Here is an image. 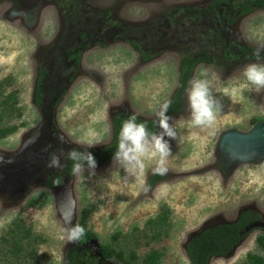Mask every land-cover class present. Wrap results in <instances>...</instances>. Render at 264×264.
I'll use <instances>...</instances> for the list:
<instances>
[{
    "label": "rangeland",
    "instance_id": "obj_1",
    "mask_svg": "<svg viewBox=\"0 0 264 264\" xmlns=\"http://www.w3.org/2000/svg\"><path fill=\"white\" fill-rule=\"evenodd\" d=\"M53 1L0 0L2 96L15 92L20 115L2 121L18 129L0 139V238L14 224L23 225L41 239L31 262L72 264L68 254L75 244L63 239L64 221L78 223L87 208L88 229L97 235L94 248L112 245L128 257L136 248L135 229L142 230L148 219L169 210L168 234L161 241L141 244L137 261L156 250L162 253L160 264H190L186 244L193 235L233 223L245 210L259 213L264 223V158H231L221 149L228 133L252 135L250 140L264 137V90L241 87L246 83L244 67L264 61H237L243 46L264 55V7L240 17L232 8L247 0H229V7L204 13L196 9L210 0H70L71 12L60 26L65 34H57L53 20L46 23L51 34L34 32L43 7H48L45 13H58ZM69 50H81L77 65L67 60ZM203 54L210 55L212 63H196L190 80L200 66L207 68L223 110L213 128L193 127L186 102L188 83L184 106L171 116L177 138L170 141L173 154L164 180L148 185L154 161L146 162L144 176L134 178L109 161L97 166L95 176L71 175L56 189L42 184L60 170L45 167L50 153L90 150L89 141H100L91 149L111 145L116 113L153 120L180 82L181 60ZM42 67L48 68V75L37 105L35 77ZM62 90V100L51 108ZM257 125L263 130L254 136ZM65 160L62 156L63 165ZM32 201L34 206L29 205ZM261 235L260 229L254 230L231 255L212 258L209 264H247L248 254L264 259L257 245ZM2 260L0 264L13 262ZM104 264L122 263L113 258Z\"/></svg>",
    "mask_w": 264,
    "mask_h": 264
},
{
    "label": "trees",
    "instance_id": "obj_2",
    "mask_svg": "<svg viewBox=\"0 0 264 264\" xmlns=\"http://www.w3.org/2000/svg\"><path fill=\"white\" fill-rule=\"evenodd\" d=\"M222 4H228V0H211L203 8H199L197 12H203L208 10H215L223 8ZM253 7H264V0H247L242 3L238 8L233 10H239L240 14L249 13ZM230 24L231 21H228ZM264 60V55L256 57L254 55V49L250 47H240L239 60ZM143 59L146 60L147 56L144 55ZM198 62L212 63L210 55L203 54L197 59L185 58L181 61L180 66V82L177 91L175 92L171 107L168 110V115H176L185 104L184 101V90L187 87L191 72L194 66ZM5 84L0 82V139L6 137L9 134L14 133L18 126H4L2 121L4 117H20L17 109L15 108V92L10 93L7 96H2V87ZM2 97V98H1ZM17 114V115H16ZM132 115H117L112 121V130L114 135V141L111 145L99 148L90 149L95 156L97 165H104L109 161H112L113 153L117 150L119 141V132L121 124L124 120L128 119ZM138 123H145L150 133L158 132L159 129L156 123V117L151 121H144L137 118ZM72 161L66 160L65 166L62 168L60 173H56L49 176L43 184L49 188L56 189L64 182L62 178L69 179L71 177ZM165 179L164 176L152 174L149 178L148 185L160 182ZM60 180L61 183L57 186L54 181ZM30 206H34L35 203L32 201ZM91 215V211L84 208L81 211V215L78 221L82 227L85 228V235L83 239L75 244L68 254V259L72 264H95L97 259L91 256L92 249L96 242L97 235L88 229V219ZM169 210L163 211L161 214L154 218H150L146 221L145 226L139 231L138 236L135 238L136 248L129 251L128 257L123 249H115L112 245H101L99 247L100 252L103 255L104 260L116 259L122 264H160L162 253L156 250H151L146 253L141 261H137L136 249L141 244L148 245L151 242L161 241L162 238L168 234L170 224L168 223ZM262 217L259 213L254 210L242 211L237 220L230 224H217L213 227L203 230L202 232L193 235L186 244V253L190 264H209L212 257H227L234 249L254 230L260 229L263 235L257 238V245L260 249L264 250V226H261ZM116 239V237H114ZM41 242L39 237L33 236L30 228H26L20 224H14L7 233L0 238V246L2 261L7 262L13 260L8 264H34L31 262L32 256L36 254L35 247L36 243ZM24 243V244H23ZM2 255V256H1ZM247 264H264V259L256 254L247 255Z\"/></svg>",
    "mask_w": 264,
    "mask_h": 264
},
{
    "label": "clouds",
    "instance_id": "obj_3",
    "mask_svg": "<svg viewBox=\"0 0 264 264\" xmlns=\"http://www.w3.org/2000/svg\"><path fill=\"white\" fill-rule=\"evenodd\" d=\"M259 53L260 49H257L255 55L259 57ZM208 71L207 68L200 66L198 74L193 76L186 89L188 115L191 125L197 128H213L219 113L223 110L222 102L213 94L211 82L207 79ZM243 77L246 83L241 86L242 89L256 92L264 90V63H249L243 69ZM170 107L171 100H165L156 110V123L159 131L155 133H150L145 123H138L135 115L122 122L112 163L123 169L127 177L144 176L148 163L153 161L155 163L151 171L154 175L164 176L168 173L167 161L173 154L170 141L177 138L176 127L170 122L172 117L168 115ZM58 139L61 143L65 142L63 137H58ZM99 143V140L89 141L86 147L91 149ZM62 156L73 162L71 172L74 177H84L85 173L88 176L96 175L98 165L90 150L72 149L67 153L59 154L52 152L49 154L45 167L62 169L64 167ZM54 183L58 186L61 181L56 180ZM85 231L84 227L78 223L73 224L69 218L64 221L63 239L66 244H77L83 239Z\"/></svg>",
    "mask_w": 264,
    "mask_h": 264
},
{
    "label": "flooded vegetation",
    "instance_id": "obj_4",
    "mask_svg": "<svg viewBox=\"0 0 264 264\" xmlns=\"http://www.w3.org/2000/svg\"><path fill=\"white\" fill-rule=\"evenodd\" d=\"M69 1L70 0H55V1H53L54 2V4H55V11L56 12H58V13H55V12H52L51 13V10H50V12L49 13H45V11L46 10H48V7H43L42 9H41V11L40 12H38V17H37V22H36V27L34 28V32H36V31H38V30H40V33L41 34H47V33H49V34H51V32H52V29L50 30V26L49 25H47V27H46V23H48V22H50V21H52L53 20V23H56V28L57 29H55V31L57 32V34H65L66 32H65V30H63V29H61V27H62V25H63V21H65L66 19L64 18V16H65V14H68V13H70L71 12V9L69 8L70 7V5H68V3H69ZM211 1V0H210ZM209 1V2H210ZM208 2V3H209ZM207 3V4H208ZM206 4V5H207ZM205 5V6H206ZM241 5V4H240ZM239 5V6H240ZM222 6H223V8H221V9H215V10H222V9H225V7H229L230 6V1L228 0V4L226 5V4H222ZM254 8H259V7H253V9ZM233 9V8H232ZM253 9L249 12V13H251L252 11H253ZM196 11H198V9H196ZM209 11H212V10H208V11H203V12H200V13H204V12H209ZM235 11H237L238 12V16H245V15H248L249 13H246V14H243V15H241L240 14V11L237 9V10H235ZM54 13V14H53ZM49 15V19L50 20H48L46 17ZM60 15V16H59ZM58 16V17H57ZM69 16H70V14H69ZM55 20V21H54ZM67 20H69V18L67 19ZM49 26V27H48ZM61 26V27H60ZM29 34V33H28ZM85 37V35L84 34H81V36H80V38H84ZM32 40H29V42H31ZM133 44V46L135 47V49L136 50H138V48H137V45H135L134 43H132ZM243 47H248V46H243ZM251 48V47H250ZM68 53H69V56L67 57V60H71V61H73L74 63H75V65H77V63L79 62V57H80V55H81V50H76L75 52H73L72 50H69L68 51ZM37 54H39V50L37 51V53H36V55ZM145 54L143 53V56H144ZM37 58V57H36ZM38 59V58H37ZM142 59H143V57H142ZM183 59H185V57L183 58ZM182 59V60H183ZM147 60V59H146ZM181 60V61H182ZM38 61V60H37ZM36 61V62H37ZM237 61L239 62V63H242V62H244V61H246V62H248V61H252V60H239V59H237ZM262 61H264V60H262ZM35 62V63H36ZM205 63V62H204ZM207 64H209V63H207ZM211 64V63H210ZM180 66H181V62H180ZM180 66H179V72H180ZM193 71H194V69H193ZM192 71V72H193ZM192 72H191V74H192ZM47 75H48V68L47 67H42V68H40V70L38 71V75H37V77H35V86H34V96H33V99H34V103L35 104H37V105H40V101L41 100H43V82H44V80H45V78L47 77ZM180 76H181V74H180ZM178 86H179V83H178V85H177V88H176V90L174 91V93H173V95H172V97H171V101H172V98H173V96H174V94H175V92L177 91V89H178ZM63 96H64V90H62V92H61V94L58 96V97H56L55 98V100L53 101V103H51V108H55L59 103H60V101L62 100V98H63ZM184 106V105H183ZM182 109V108H181ZM180 109V110H181ZM180 112V111H179ZM179 114V113H178ZM117 115H131V114H126V113H116L113 117H112V121H113V119L117 116ZM177 115V114H176ZM176 115H172V116H176ZM171 117V116H170ZM140 119V118H139ZM53 134H55L56 132H57V129L54 127L53 129ZM263 130V128L260 126V125H257L256 126V128L253 130V131H255V134H254V136H256V134L258 133V134H260V132ZM5 138V137H4ZM261 139H263L262 137L260 138V140ZM247 142L248 143H251V140H248L247 139ZM67 160V159H66ZM66 160H65V163H64V166H65V164H66ZM62 169H60L58 172H55V173H53V174H51V175H49V176H52V175H54V174H56V173H60V171H61ZM72 175V174H71ZM49 176L47 177V178H49ZM46 178V179H47ZM45 179V180H46ZM63 179V181L62 182H64V178H62ZM44 180V181H45ZM43 181V182H44ZM43 182H42V184H43ZM44 185V184H43ZM45 186V185H44ZM45 187H47V186H45ZM49 188V187H48ZM50 189H53V188H50ZM96 244V243H95ZM90 249H92V254H91V256L93 255L96 259H97V262L95 263V264H104L106 261H108V260H104L103 259V255H102V253L100 252V249L97 247L96 249L94 248V246H91L90 247ZM95 252V253H94ZM99 253L101 254V255H99ZM212 258H219V257H212ZM211 258V259H212ZM210 259V260H211ZM85 264V263H84Z\"/></svg>",
    "mask_w": 264,
    "mask_h": 264
},
{
    "label": "water",
    "instance_id": "obj_5",
    "mask_svg": "<svg viewBox=\"0 0 264 264\" xmlns=\"http://www.w3.org/2000/svg\"><path fill=\"white\" fill-rule=\"evenodd\" d=\"M252 135L246 136L239 133H228L221 141V149L225 150L231 158H238L243 160H260L264 158V139L251 140V143L247 142V139ZM264 226V223L259 224ZM101 255V254H99Z\"/></svg>",
    "mask_w": 264,
    "mask_h": 264
}]
</instances>
